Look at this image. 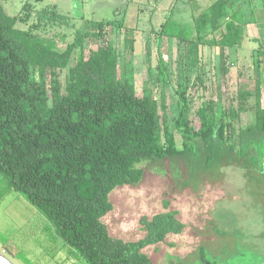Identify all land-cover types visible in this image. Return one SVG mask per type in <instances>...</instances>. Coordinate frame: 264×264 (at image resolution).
I'll use <instances>...</instances> for the list:
<instances>
[{"label": "trees", "instance_id": "trees-1", "mask_svg": "<svg viewBox=\"0 0 264 264\" xmlns=\"http://www.w3.org/2000/svg\"><path fill=\"white\" fill-rule=\"evenodd\" d=\"M239 13L233 0H217L191 24L173 22L168 16L159 31L152 30L156 74L146 45L148 78L138 96L136 33L124 26V19L88 23L91 30H78L74 42L62 50L55 38L38 32L48 22L69 23L70 17L50 7L38 12L35 24L23 30L17 24L31 21V6L25 4L18 16L11 17L0 4V201L13 191L19 193L87 264H153L144 249L185 229L168 203L164 212L141 220L146 234L138 241L113 238L103 222L114 208L110 194L142 180L140 164L185 156L196 149L197 141L216 137L264 177L261 56L255 54V88L239 94L237 108L203 103L196 120L192 118L190 93L197 94L205 84L201 48H218L225 70L226 50L239 47L246 37L247 22ZM224 18L226 28L216 36L217 24ZM107 28L123 36L121 49L107 43L86 57L85 39L97 43ZM165 38L182 47L175 67L164 59ZM78 49L77 62L70 66ZM169 90L177 105L173 121L168 115ZM248 111L254 112V121L243 125L242 115ZM200 264L214 263L202 255Z\"/></svg>", "mask_w": 264, "mask_h": 264}, {"label": "rangeland", "instance_id": "rangeland-1", "mask_svg": "<svg viewBox=\"0 0 264 264\" xmlns=\"http://www.w3.org/2000/svg\"><path fill=\"white\" fill-rule=\"evenodd\" d=\"M34 0H0L5 12L18 16L24 4ZM61 13L70 17L69 23L48 22L38 32L55 38L60 49L74 42L77 31H90L88 23L122 20L131 0H56ZM216 0H163L153 26L147 18L142 21L146 34L140 33L133 54L136 67L137 95L142 96L144 82L148 78L147 50L151 48L154 71L158 54L156 38L152 30L159 31V24L169 18L176 23L191 24L194 17L211 7ZM234 1V0H233ZM154 7V4L151 5ZM258 19L264 18V0H251L239 14L248 16L250 9ZM163 20V21H162ZM228 19L217 24L216 36H220ZM35 24L19 23L17 28L27 29ZM211 41V37H208ZM95 43L92 38L84 41V55L100 45L112 43L121 49L123 36L107 28L106 34ZM253 45L259 47V43ZM247 41L236 48L227 49L225 70L221 69L219 49L201 48L205 72V84L194 96L192 118L203 103L214 102L220 109L237 108L239 94L253 91L257 73L254 51ZM182 47L176 40L164 39L162 53L173 67L179 60ZM80 49L72 56L70 66L77 62ZM122 60L119 63L121 72ZM66 71L62 73L65 87ZM196 82V81H194ZM193 82V83H194ZM195 94V95H194ZM191 96V95H190ZM253 99L249 101V106ZM168 115L177 117L174 92H167ZM242 124L254 121V112L242 115ZM177 147L182 139L177 133ZM144 171L140 183L116 188L110 194L113 210L103 218L110 235L124 241H138L145 236L141 220L151 219L169 209L178 213L185 225L180 235H169L163 243L144 249L153 264H200L201 256L214 264H264V177L246 157H238L214 137L211 141L196 142V149L187 155L160 162H144L138 166ZM1 180V177H0ZM0 254L10 264H87L76 255L57 235L54 226L35 207L17 192H11L0 201Z\"/></svg>", "mask_w": 264, "mask_h": 264}, {"label": "crops", "instance_id": "crops-1", "mask_svg": "<svg viewBox=\"0 0 264 264\" xmlns=\"http://www.w3.org/2000/svg\"><path fill=\"white\" fill-rule=\"evenodd\" d=\"M233 2H234V9L239 10L241 12V10H243L246 5L250 4L251 0H234ZM162 3L163 0H131V4H129L128 11L124 18V26L128 29L135 30L136 37H138L140 33L146 34L147 30H145L146 28H143L142 21H144V19L148 17L147 20L149 22L148 23L149 27L151 26V28H154L152 27L154 16L157 14L159 6ZM26 4H29L31 6V11H32L31 20L33 19L34 21L36 20V15L38 12L43 11L50 7L56 8L59 14L64 15L59 10L57 5L58 3L56 0H34V2L29 1ZM152 4H154L153 8L151 7ZM250 12L251 14L246 16L245 13L243 17V21L247 22V25L245 26L246 37L245 40L243 41V45L245 42L248 41L250 43V47L248 49L254 51L255 58H256L255 54H258L264 60V18L258 19L253 8L250 9L249 13ZM163 23L164 21L161 22V24H159L160 28ZM252 41L258 42L259 47L253 46L256 45V43H252ZM260 65H261L260 69L262 72L260 77L261 87H262L261 94H262V104L264 107V62H262Z\"/></svg>", "mask_w": 264, "mask_h": 264}, {"label": "water", "instance_id": "water-1", "mask_svg": "<svg viewBox=\"0 0 264 264\" xmlns=\"http://www.w3.org/2000/svg\"><path fill=\"white\" fill-rule=\"evenodd\" d=\"M0 264H7L6 261L0 256Z\"/></svg>", "mask_w": 264, "mask_h": 264}, {"label": "bare ground", "instance_id": "bare-ground-1", "mask_svg": "<svg viewBox=\"0 0 264 264\" xmlns=\"http://www.w3.org/2000/svg\"><path fill=\"white\" fill-rule=\"evenodd\" d=\"M0 256L6 261L7 264H10L1 254Z\"/></svg>", "mask_w": 264, "mask_h": 264}]
</instances>
